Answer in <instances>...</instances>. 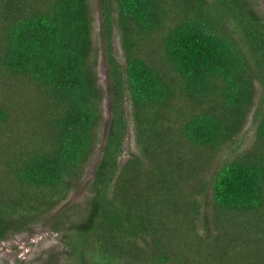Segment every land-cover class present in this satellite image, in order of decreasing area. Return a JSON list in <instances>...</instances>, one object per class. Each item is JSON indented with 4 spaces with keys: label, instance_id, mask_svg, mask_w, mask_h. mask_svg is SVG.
<instances>
[{
    "label": "trees",
    "instance_id": "16d2710c",
    "mask_svg": "<svg viewBox=\"0 0 264 264\" xmlns=\"http://www.w3.org/2000/svg\"><path fill=\"white\" fill-rule=\"evenodd\" d=\"M102 11L111 118L89 210L68 238L79 264H264V20L250 0H102ZM92 50L90 0H0V124L11 131L0 239L61 202L91 154L102 123ZM257 81L255 138L209 181ZM127 97L139 151L121 166ZM207 187L214 235L196 223Z\"/></svg>",
    "mask_w": 264,
    "mask_h": 264
},
{
    "label": "rangeland",
    "instance_id": "374dc122",
    "mask_svg": "<svg viewBox=\"0 0 264 264\" xmlns=\"http://www.w3.org/2000/svg\"><path fill=\"white\" fill-rule=\"evenodd\" d=\"M250 1L264 20V0ZM90 9L93 43L91 60L97 75L98 86L102 93L101 103L99 104L101 110L100 121L102 123L95 130V142L92 146L91 154L80 167L79 174L71 184L66 197L51 209L38 211L33 218H26L24 224L19 225L16 223V226H12L4 236V239H0V264H79V260L68 246V238L72 232L73 224L81 221L89 210L91 199L94 195L95 172L103 155V147L107 140L111 118L108 50L106 47L105 26L103 24L102 0H90ZM113 47L116 58L120 63L125 64L126 58L121 44V33L117 26L114 28ZM255 86L256 93L247 121L243 125L241 132L219 153L215 166L210 172L209 181L212 180V175L218 165L232 158L236 153L243 152L245 148L251 146L255 138L256 128L253 118L261 97L260 83L257 81ZM126 114L129 130L124 141L123 154L119 158V165L121 166L132 153L139 151L136 141L137 131L133 118V108L129 97L126 98ZM35 116L38 119L37 111L32 114L33 118ZM37 125L41 126L42 123L37 121L36 128ZM3 130L5 129H2L0 124L1 140L7 139L9 132L11 134V131L7 129L6 131ZM212 197L211 187H207L206 191L200 196V215L196 223L201 235H205L207 230L211 231L212 235L218 232V222L213 216Z\"/></svg>",
    "mask_w": 264,
    "mask_h": 264
}]
</instances>
